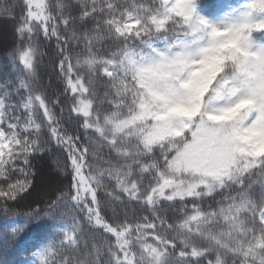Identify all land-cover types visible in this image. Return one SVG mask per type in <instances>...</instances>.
I'll use <instances>...</instances> for the list:
<instances>
[{
    "label": "snow or ice",
    "instance_id": "6c2138e0",
    "mask_svg": "<svg viewBox=\"0 0 264 264\" xmlns=\"http://www.w3.org/2000/svg\"><path fill=\"white\" fill-rule=\"evenodd\" d=\"M2 12L26 78L0 88V209L32 194L30 157L46 146L71 177L28 204L29 222L58 224L34 264H264V0L218 13L199 0H18ZM40 37L55 40L51 95L31 82Z\"/></svg>",
    "mask_w": 264,
    "mask_h": 264
},
{
    "label": "trees",
    "instance_id": "16d2710c",
    "mask_svg": "<svg viewBox=\"0 0 264 264\" xmlns=\"http://www.w3.org/2000/svg\"><path fill=\"white\" fill-rule=\"evenodd\" d=\"M14 2H18V0H0V88L3 87L6 80L15 82L19 77L26 78V74L18 67V62L17 64L13 63L11 55L18 39L15 34V21L5 18L2 12L5 6H11ZM199 3L202 11L218 13L221 10H226L229 5L242 4L243 0H199ZM19 12L20 9L17 7L15 14L18 16ZM54 45V39L45 42L43 37L39 38L36 78L31 81L34 87H38L46 95L62 90V85L53 72L50 61L51 49ZM99 90L101 92L103 90L102 83L99 85ZM55 111L59 113V109H55ZM58 158L63 160L60 150L54 143L46 146L44 150L34 153L30 157L32 173L30 178L35 185L32 194L21 199L18 204H10L8 212L0 209V264H34V260L37 258L33 254L37 249L57 237L58 224L55 219L45 217L41 221L29 222L26 213L29 212L28 204L36 191H47L49 193L45 197L47 200L52 198V193L56 188L69 184L70 174L64 170L63 163L57 164ZM101 196L103 197V193ZM40 207L44 208V204L41 203ZM103 214L106 218H110L112 216L111 207H105ZM22 225L24 226L23 230L18 236L14 239H6L13 228ZM85 231L87 232V226ZM88 239L91 244V236Z\"/></svg>",
    "mask_w": 264,
    "mask_h": 264
}]
</instances>
